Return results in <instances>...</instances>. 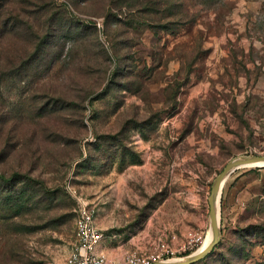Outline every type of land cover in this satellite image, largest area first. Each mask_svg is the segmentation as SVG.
I'll return each instance as SVG.
<instances>
[{
	"label": "rangeland",
	"instance_id": "obj_1",
	"mask_svg": "<svg viewBox=\"0 0 264 264\" xmlns=\"http://www.w3.org/2000/svg\"><path fill=\"white\" fill-rule=\"evenodd\" d=\"M12 1L0 10L19 22L0 37V264H63L80 203L108 259L193 255L216 177L264 156V0ZM218 221L193 264H264V168L229 176Z\"/></svg>",
	"mask_w": 264,
	"mask_h": 264
},
{
	"label": "built area",
	"instance_id": "obj_2",
	"mask_svg": "<svg viewBox=\"0 0 264 264\" xmlns=\"http://www.w3.org/2000/svg\"><path fill=\"white\" fill-rule=\"evenodd\" d=\"M74 239L73 247L63 264H158L173 260V253L165 246L157 254L130 255L123 261L108 259L99 253L103 234L96 225L94 213L83 203L79 204L77 210Z\"/></svg>",
	"mask_w": 264,
	"mask_h": 264
},
{
	"label": "water",
	"instance_id": "obj_3",
	"mask_svg": "<svg viewBox=\"0 0 264 264\" xmlns=\"http://www.w3.org/2000/svg\"><path fill=\"white\" fill-rule=\"evenodd\" d=\"M242 168H264V156H243L231 160L219 173L212 184L210 196L208 198L209 205V217H210V228L212 231L213 239L205 249L199 251L185 259L175 261L173 263L161 262L158 264H193L199 261L207 254L212 252L214 246L218 243L220 237L219 231V202L222 193L223 186L227 181L228 177L236 170ZM217 200L218 207L216 209L215 201Z\"/></svg>",
	"mask_w": 264,
	"mask_h": 264
},
{
	"label": "trees",
	"instance_id": "obj_4",
	"mask_svg": "<svg viewBox=\"0 0 264 264\" xmlns=\"http://www.w3.org/2000/svg\"><path fill=\"white\" fill-rule=\"evenodd\" d=\"M12 2H13L12 0H0V10L3 8H4L3 11L7 10V8H8L7 4H11ZM10 15H11L10 13H9V16H7L6 14H3V13H2V16L0 15L1 19H4L6 17L5 21L1 24L2 26H1V30H0V37L4 36L6 33L12 32L14 29H16L18 27L17 26L19 24V22L17 21L18 18H13V17L10 18ZM52 23H53V17H51L47 21L46 25H44V27L42 29L41 33L45 37L41 38L37 44L36 51L38 53H40V51L43 47L42 45H44L47 41L46 36H49L50 32L52 31V27H51ZM37 38H39V37H37Z\"/></svg>",
	"mask_w": 264,
	"mask_h": 264
},
{
	"label": "bare ground",
	"instance_id": "obj_5",
	"mask_svg": "<svg viewBox=\"0 0 264 264\" xmlns=\"http://www.w3.org/2000/svg\"><path fill=\"white\" fill-rule=\"evenodd\" d=\"M215 205H216V209H217V207H218L217 200L215 201ZM212 239H213V235H212V231H211V228H210V234H209L208 238L205 240V242L202 244V246H201V248L199 250L202 251L203 249H205V247H207V245H209V243H211ZM175 261H180V260L173 259V260H169L168 262L169 263H173Z\"/></svg>",
	"mask_w": 264,
	"mask_h": 264
}]
</instances>
